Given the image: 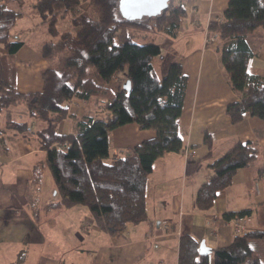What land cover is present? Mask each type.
Returning a JSON list of instances; mask_svg holds the SVG:
<instances>
[{"label":"trees","instance_id":"16d2710c","mask_svg":"<svg viewBox=\"0 0 264 264\" xmlns=\"http://www.w3.org/2000/svg\"><path fill=\"white\" fill-rule=\"evenodd\" d=\"M119 1L89 0L84 5L83 0H32L40 22L55 36L42 43L39 54L55 61L42 71L41 89L22 91L16 85L14 55L24 41L11 38L9 28L23 13L0 0V135L29 137L44 152V159L32 168L31 183L38 185L42 180L44 163L57 194L45 209L84 204L89 216L80 226L88 224L83 228L95 227L113 237L125 236L129 225L147 219L145 187L153 162L184 146L179 120L187 85L180 61H171L162 75L156 74L153 64L161 52L157 34L174 36L186 8L169 0L155 14L127 17L120 11ZM59 17H69L72 28L59 30ZM258 28H264V0H228L220 17L208 25L219 41L223 65L238 96L225 107L232 123L241 121L246 113L264 121V74L248 69L257 51L247 36ZM119 72L130 79L129 90L122 83L115 91L110 88L111 78ZM74 100L100 104L99 112L84 114L81 131L59 133L57 124L71 115L68 105ZM18 104L39 124L15 117L12 107ZM128 122L152 129L154 135L134 144L126 154H113L109 131ZM204 139L210 146L211 135L205 133ZM259 157L255 143L235 140L207 164L212 175L196 189L195 208L211 209L217 192L231 183L237 169ZM258 174L264 175V166L258 168ZM235 214L247 215L248 210L222 215ZM260 237L264 231L258 229L235 234L228 244L213 247L209 258L199 253V240L183 232L177 264H262L253 255L251 244Z\"/></svg>","mask_w":264,"mask_h":264},{"label":"crops","instance_id":"0c3cea01","mask_svg":"<svg viewBox=\"0 0 264 264\" xmlns=\"http://www.w3.org/2000/svg\"><path fill=\"white\" fill-rule=\"evenodd\" d=\"M88 1L83 0L82 4ZM227 2L174 0V3L186 8L187 14L174 36L157 34L161 52L153 62L156 74H164L168 64L174 60L181 62L187 74L179 130L183 145L192 146L197 152L185 159L180 151H168L155 159L146 179L147 219L140 224L129 225L125 236L113 238L112 247L121 248L115 252L118 255L125 251L134 252L146 259L149 253L153 255L157 250L160 252L154 259L155 264H173L170 257L163 254V250L168 248L176 254L174 264H177L178 240L183 232L191 233L199 241L204 239L211 249L226 245L235 232L223 219L224 212L248 210L249 229L264 231V175L258 174V168L264 166V121L249 113L236 123L229 120L225 107L238 96L231 87L229 74L223 65L219 41L208 29L209 23L220 17ZM247 38L257 51L250 58L248 69L264 74V28L256 29ZM21 47L14 55L17 88L22 91L39 90L42 87L41 73L52 63L40 56V48L31 64H27L26 59L16 60L15 56ZM125 79L124 72L113 75L110 88L115 91ZM93 105L88 100H74L71 109L68 105L71 112L68 117L93 114ZM64 121L65 118L57 124V131L73 132L62 129ZM38 124L37 120H32V125ZM205 133L211 135L210 146L205 142ZM153 135L152 129L140 128L136 122H128L111 130L110 151L117 155L126 154L134 144ZM235 140L255 143L260 150V157L237 169L231 183L217 192L211 209L198 211L194 205V194L200 183L212 175L207 164ZM40 153L44 152L29 137L0 135V264L2 260L12 262V253L8 254L4 250L14 239L21 238L15 237V234L25 233L31 227L9 222L14 211L8 213L7 209L27 206L33 202L35 193L40 195L42 180L38 185L31 183L32 168L36 162L33 163V160L30 163V155ZM209 212H220L221 215L216 220H209L206 214ZM39 213L38 219L41 217ZM164 220L170 221L172 227L166 229ZM210 227L214 228L215 234H211ZM81 228L86 233L89 230ZM251 244L253 255H258L264 264V251H261L264 237L254 238Z\"/></svg>","mask_w":264,"mask_h":264},{"label":"rangeland","instance_id":"374dc122","mask_svg":"<svg viewBox=\"0 0 264 264\" xmlns=\"http://www.w3.org/2000/svg\"><path fill=\"white\" fill-rule=\"evenodd\" d=\"M32 0H7V5L21 11L23 14L18 16L15 22L9 28V36L24 41L23 46L18 51L15 59H26L27 64H31L35 55H38V48L44 41L53 39L55 36L48 31L45 23L40 22L37 12L31 4ZM56 26L59 30L71 29V20L69 17L57 18ZM140 40L137 36L134 37ZM3 50V44L0 42V51ZM60 60L64 55L59 56ZM57 60V58H56ZM52 63L54 59H49ZM92 67H89V72ZM72 108V101L69 103ZM100 104H94L91 113H98ZM12 112L15 117L20 119L28 118L27 109L23 104L14 105ZM83 115L77 117H66L62 123V129L65 131H81L84 129ZM111 138V131H109ZM10 138L11 136H8ZM44 159V153L30 155V163ZM42 185L40 195H33V202L21 208H9L8 213H13L9 222L14 225L31 226L25 233L15 234L13 243L8 244L4 250L12 253V262L2 260L1 264H155L154 259L160 251L155 254L149 253L146 259L142 254L126 252L118 255L115 253L121 248H113L111 243L113 237L108 232L92 227L87 233L83 231L81 220L88 217L87 206L77 203L70 206H62L59 209L46 207V203L57 197L55 182L49 168L42 163ZM46 189V190H43ZM49 199V200H48ZM48 200V201H47ZM40 212V213H39ZM40 214V219L37 214ZM48 216V217H47ZM47 217V218H44ZM32 225L38 227L37 229ZM40 225V227L38 226ZM179 232V229L177 230ZM10 246V248H9ZM123 249V248H122ZM264 251V246L261 247ZM152 252V251H151ZM165 257L176 262V254L168 248L163 250ZM264 257V256H262Z\"/></svg>","mask_w":264,"mask_h":264},{"label":"water","instance_id":"95a60500","mask_svg":"<svg viewBox=\"0 0 264 264\" xmlns=\"http://www.w3.org/2000/svg\"><path fill=\"white\" fill-rule=\"evenodd\" d=\"M169 0H120L119 9L123 15L127 17L142 16L144 14L151 15L161 11L168 5ZM122 87L126 90L130 89V79L123 81ZM198 251L200 254H207L211 257L212 249L206 245L204 239L199 241Z\"/></svg>","mask_w":264,"mask_h":264},{"label":"built area","instance_id":"2783aa9c","mask_svg":"<svg viewBox=\"0 0 264 264\" xmlns=\"http://www.w3.org/2000/svg\"><path fill=\"white\" fill-rule=\"evenodd\" d=\"M181 154L185 159L191 158L194 156L197 152L196 148L192 146H183L180 150ZM207 217L209 220H216L221 213L220 212H209L206 213ZM228 224L231 225L233 228L235 234H244L247 230H249V217L246 214H235L231 215L229 217H224L223 218ZM163 225L166 229H169L172 227L170 221L164 220ZM89 225L87 224L86 226L83 227H88ZM209 231L211 234H215L214 228L210 227Z\"/></svg>","mask_w":264,"mask_h":264}]
</instances>
